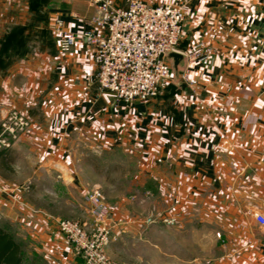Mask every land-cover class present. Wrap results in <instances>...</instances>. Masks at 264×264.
Returning <instances> with one entry per match:
<instances>
[{
    "label": "crops",
    "instance_id": "crops-1",
    "mask_svg": "<svg viewBox=\"0 0 264 264\" xmlns=\"http://www.w3.org/2000/svg\"><path fill=\"white\" fill-rule=\"evenodd\" d=\"M38 1L0 2V117L16 110L31 124L0 150V229L22 251L18 234L30 235L40 252H57V219L88 211L90 185L83 165L72 161L80 140L97 154L118 149L143 172L159 164L167 217L169 204L179 218L189 209L195 216L194 203L206 202L224 220L215 228L224 234V263L263 264L264 227L252 215L264 214V0H145L184 7L180 53L201 42L215 53L207 66L184 57L180 75L189 65L192 77L210 74L212 82L196 88L173 73L157 97L131 104L98 91L89 43L79 39L67 53L59 48L56 22L80 36L95 14L88 0ZM44 14L52 16L51 40Z\"/></svg>",
    "mask_w": 264,
    "mask_h": 264
},
{
    "label": "built area",
    "instance_id": "built-area-1",
    "mask_svg": "<svg viewBox=\"0 0 264 264\" xmlns=\"http://www.w3.org/2000/svg\"><path fill=\"white\" fill-rule=\"evenodd\" d=\"M126 1L125 8H117L114 0H88L95 10L88 22L89 28L77 36L58 20L55 32L64 53L71 51L79 39L92 46L97 67L94 82L99 92L110 93L125 104L147 102L158 95L164 82L173 78L166 56L170 52L180 53L186 16L182 5ZM214 53L213 48L201 42L182 55L187 64L207 66ZM180 78L196 88L212 82L210 74H204L200 79L192 77L189 65L183 69ZM30 127V121L20 112L8 110L3 113L0 117V150L10 149ZM86 200L98 224L97 231L91 233L86 224L78 221H60L61 234L85 264H120L106 254L111 229L107 223L110 210L103 195L99 189H94ZM252 217L264 227V214L256 212Z\"/></svg>",
    "mask_w": 264,
    "mask_h": 264
},
{
    "label": "rangeland",
    "instance_id": "rangeland-1",
    "mask_svg": "<svg viewBox=\"0 0 264 264\" xmlns=\"http://www.w3.org/2000/svg\"><path fill=\"white\" fill-rule=\"evenodd\" d=\"M29 1L21 0L20 5ZM40 2L52 3L51 0ZM42 19L44 31L51 40L52 16L44 14ZM12 45V49L16 47L15 43ZM47 45L52 48L50 41ZM105 150V153L97 154L90 145L87 147L84 141L77 140L72 150V161L76 167L83 165L80 173L90 185L88 193L99 189L109 207L107 223L111 232L106 254L111 260L120 264H225L224 234L215 230L224 225V220L215 217L208 203H194L195 216H190L192 211L189 209L185 217L179 218L175 212L176 204H169L170 217H167L160 197V165L156 164L153 171L143 172L138 164L129 162L114 151L118 149ZM43 206L47 208L48 203H43ZM87 209V213L82 211L83 215L80 211H73V215L80 214L78 218L57 219L56 231L59 236L56 234L53 238L57 244V252L53 256L47 251H38L36 241L30 235H16L26 264H85L61 234L59 222L78 221L95 233L98 224L90 213L89 204ZM248 227L253 232L258 230L252 224H248Z\"/></svg>",
    "mask_w": 264,
    "mask_h": 264
},
{
    "label": "trees",
    "instance_id": "trees-1",
    "mask_svg": "<svg viewBox=\"0 0 264 264\" xmlns=\"http://www.w3.org/2000/svg\"><path fill=\"white\" fill-rule=\"evenodd\" d=\"M24 260V253L14 237L0 229V264H24Z\"/></svg>",
    "mask_w": 264,
    "mask_h": 264
},
{
    "label": "water",
    "instance_id": "water-1",
    "mask_svg": "<svg viewBox=\"0 0 264 264\" xmlns=\"http://www.w3.org/2000/svg\"><path fill=\"white\" fill-rule=\"evenodd\" d=\"M166 60L171 63V67L174 73V76L177 79H180V68H183L185 65L184 56L178 52H170L166 56Z\"/></svg>",
    "mask_w": 264,
    "mask_h": 264
}]
</instances>
